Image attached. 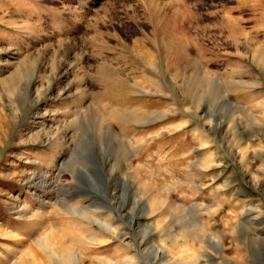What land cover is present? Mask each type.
<instances>
[{
	"label": "rangeland",
	"instance_id": "obj_1",
	"mask_svg": "<svg viewBox=\"0 0 264 264\" xmlns=\"http://www.w3.org/2000/svg\"><path fill=\"white\" fill-rule=\"evenodd\" d=\"M74 261L264 264V0H0V264Z\"/></svg>",
	"mask_w": 264,
	"mask_h": 264
},
{
	"label": "bare ground",
	"instance_id": "obj_2",
	"mask_svg": "<svg viewBox=\"0 0 264 264\" xmlns=\"http://www.w3.org/2000/svg\"><path fill=\"white\" fill-rule=\"evenodd\" d=\"M192 227V226H191ZM196 228V227H195ZM196 230V229H195ZM203 234H204V232H202ZM194 235L195 236H197V234L196 233H194ZM206 236H208L209 237V243L207 242V241H205V238L203 237L202 239H201V244H203V246H210L211 244H219V245H221V241L219 240V238H217L216 236H212L211 234V236L209 235V234H205ZM206 240H207V238H206ZM213 246V245H212ZM159 247H162V248H164L163 247V245H159ZM202 253V252H201ZM204 256H205V254H204ZM61 260V259H60ZM76 262V263H75ZM74 264H78V262L77 261H74Z\"/></svg>",
	"mask_w": 264,
	"mask_h": 264
},
{
	"label": "water",
	"instance_id": "obj_3",
	"mask_svg": "<svg viewBox=\"0 0 264 264\" xmlns=\"http://www.w3.org/2000/svg\"><path fill=\"white\" fill-rule=\"evenodd\" d=\"M94 189H95V186L94 185H92V187L90 188V191H94Z\"/></svg>",
	"mask_w": 264,
	"mask_h": 264
}]
</instances>
